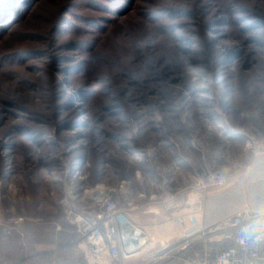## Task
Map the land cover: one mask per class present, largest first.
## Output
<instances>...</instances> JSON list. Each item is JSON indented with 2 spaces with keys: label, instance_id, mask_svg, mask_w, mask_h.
I'll return each instance as SVG.
<instances>
[{
  "label": "rangeland",
  "instance_id": "rangeland-1",
  "mask_svg": "<svg viewBox=\"0 0 264 264\" xmlns=\"http://www.w3.org/2000/svg\"><path fill=\"white\" fill-rule=\"evenodd\" d=\"M29 1L0 0V264H45L52 223L75 244L67 186L227 212L264 141V0Z\"/></svg>",
  "mask_w": 264,
  "mask_h": 264
},
{
  "label": "built area",
  "instance_id": "built-area-1",
  "mask_svg": "<svg viewBox=\"0 0 264 264\" xmlns=\"http://www.w3.org/2000/svg\"><path fill=\"white\" fill-rule=\"evenodd\" d=\"M261 151L264 141L257 145L256 153ZM218 181V185L225 184L223 178ZM114 191L103 183L83 188L81 193L66 187L63 215L75 225V245L84 251L90 264H121L151 250L150 239L140 233L127 210L113 197ZM188 220L181 237L199 235L203 247L194 256L182 257L181 264L264 262V209L242 205L210 224H204L196 213H190Z\"/></svg>",
  "mask_w": 264,
  "mask_h": 264
},
{
  "label": "crops",
  "instance_id": "crops-1",
  "mask_svg": "<svg viewBox=\"0 0 264 264\" xmlns=\"http://www.w3.org/2000/svg\"><path fill=\"white\" fill-rule=\"evenodd\" d=\"M240 179L239 184L228 186L227 190L213 195L206 202L207 204L217 203L227 196V203L231 204L227 206V212L219 215L217 219L242 205H247L255 210L264 209V151L255 154ZM164 195L165 198L172 199L169 192ZM113 197L127 210L140 233L151 241L150 255L145 256L137 264H181L182 257L194 256L203 247V238L199 235L190 238L181 237L182 229L188 224L189 214L196 213L204 221V224L215 221L214 214L211 210L209 212V207L204 208L201 194L194 191L181 195L177 202L165 201L167 199L155 201V194L149 195L137 191V189L133 190L130 186L126 187L125 183H121L117 189L115 188ZM158 203L169 204H166L163 209ZM177 206H179L178 209ZM63 208L62 203V212ZM205 210L209 221L203 220ZM149 215L150 217H148ZM50 228L52 232L56 229L57 232L64 235L58 237L55 234L52 235L54 239L41 240V244L38 246L42 249L34 253L32 259L46 258L45 264H90L84 251L73 243L75 238H72L68 230L63 228L61 231L60 226L56 227L54 223ZM163 247L171 249L159 254L164 250ZM134 261L130 260L129 262ZM126 262L127 260H122L121 264H127Z\"/></svg>",
  "mask_w": 264,
  "mask_h": 264
},
{
  "label": "trees",
  "instance_id": "trees-1",
  "mask_svg": "<svg viewBox=\"0 0 264 264\" xmlns=\"http://www.w3.org/2000/svg\"><path fill=\"white\" fill-rule=\"evenodd\" d=\"M36 0H30L29 2H28V4L29 5H31L33 2H35ZM99 182H102V181H99Z\"/></svg>",
  "mask_w": 264,
  "mask_h": 264
},
{
  "label": "clouds",
  "instance_id": "clouds-1",
  "mask_svg": "<svg viewBox=\"0 0 264 264\" xmlns=\"http://www.w3.org/2000/svg\"><path fill=\"white\" fill-rule=\"evenodd\" d=\"M97 242H99V241H97Z\"/></svg>",
  "mask_w": 264,
  "mask_h": 264
}]
</instances>
